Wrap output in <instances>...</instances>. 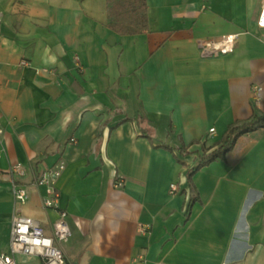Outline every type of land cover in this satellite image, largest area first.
I'll use <instances>...</instances> for the list:
<instances>
[{
	"label": "crops",
	"instance_id": "1",
	"mask_svg": "<svg viewBox=\"0 0 264 264\" xmlns=\"http://www.w3.org/2000/svg\"><path fill=\"white\" fill-rule=\"evenodd\" d=\"M147 5L149 29L128 36L108 27L107 0H0V252L16 214L51 233L59 209L31 183L62 160L66 264H264V128L193 176L200 201L187 215L204 150L232 122L264 115V0ZM226 34L238 35L232 53L202 54L200 39ZM16 164L25 203L8 174Z\"/></svg>",
	"mask_w": 264,
	"mask_h": 264
},
{
	"label": "built area",
	"instance_id": "2",
	"mask_svg": "<svg viewBox=\"0 0 264 264\" xmlns=\"http://www.w3.org/2000/svg\"><path fill=\"white\" fill-rule=\"evenodd\" d=\"M1 21V16H0ZM258 26L264 28V5L258 18ZM238 40L237 34H226L218 37L200 39L198 45L200 51L205 56H220L232 53L235 50ZM2 128L0 126V133ZM215 132V127L210 128V133ZM75 142L76 139L72 138ZM66 163L62 160L51 167L34 172L32 185L35 187H45L44 208L59 209L58 216L53 222L52 231L48 233L41 223L30 216L16 214L11 223L10 231V252H0V264H17L15 255H36L43 259L45 264H66L67 256L62 247L73 235L68 222V212L61 208L60 192L56 188V182L66 168ZM8 170L12 182L14 197L17 201L25 203L28 200V189L25 185L17 181V177L25 175V168L22 164H16ZM122 177L116 181V186H122ZM177 191L176 183L170 185V192ZM149 226H142L140 231L149 232Z\"/></svg>",
	"mask_w": 264,
	"mask_h": 264
},
{
	"label": "trees",
	"instance_id": "3",
	"mask_svg": "<svg viewBox=\"0 0 264 264\" xmlns=\"http://www.w3.org/2000/svg\"><path fill=\"white\" fill-rule=\"evenodd\" d=\"M108 1V27L113 31L122 35L140 34L149 29L148 20V5L147 0H107ZM132 121L138 125H143L145 120L143 117L131 119L124 117L121 122ZM107 122V121H106ZM119 122L118 124H120ZM106 123L104 122L102 127ZM259 128H264V115H253L246 120H238L232 122L224 136L218 142L217 147L213 151L204 150L200 156L199 162L192 167L188 172V181L190 184L191 199L187 210V215H190L193 203L200 201L199 193L193 183V176L201 170L204 166L210 164L216 159H225L227 153L233 149L237 139L248 132ZM143 135L151 139V134L143 128ZM166 148L174 150V147L165 145ZM182 154H191V151H186L183 148H178Z\"/></svg>",
	"mask_w": 264,
	"mask_h": 264
}]
</instances>
